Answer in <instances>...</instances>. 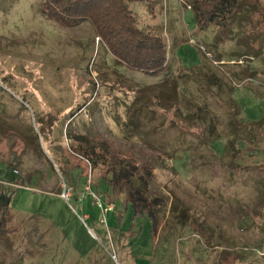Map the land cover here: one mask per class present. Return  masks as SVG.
I'll list each match as a JSON object with an SVG mask.
<instances>
[{
  "label": "rangeland",
  "instance_id": "rangeland-1",
  "mask_svg": "<svg viewBox=\"0 0 264 264\" xmlns=\"http://www.w3.org/2000/svg\"><path fill=\"white\" fill-rule=\"evenodd\" d=\"M42 1L0 0V264H264L263 154L238 158L241 144L223 152L226 138L208 136V122L221 129L227 119L217 77L244 122L263 113L257 17L207 52L184 0H161L153 17L133 4L169 44L165 72L146 75L115 61L87 21L47 18ZM82 105L70 131L153 168L147 195L161 197L166 212L154 241L130 211L119 224L121 208L90 190L89 176L63 180L46 128L62 141L66 118ZM130 116L138 123L125 125ZM99 195L113 207L104 216Z\"/></svg>",
  "mask_w": 264,
  "mask_h": 264
},
{
  "label": "trees",
  "instance_id": "trees-1",
  "mask_svg": "<svg viewBox=\"0 0 264 264\" xmlns=\"http://www.w3.org/2000/svg\"><path fill=\"white\" fill-rule=\"evenodd\" d=\"M184 3L193 12L196 31L207 34L208 40L205 44L210 50L207 52L213 51L219 43L231 38L234 33L242 31L241 24L248 27L250 15H255L264 28V0H184ZM41 4L46 17L62 26H73L87 21L114 60L128 70L159 75L167 69L169 44L163 27L142 25L140 11L131 8L135 4L153 17L155 4L160 8L161 0H43ZM244 52L242 49L237 54L243 56ZM253 53L256 54L254 51ZM179 77L181 79V74ZM166 78L168 76L164 75V79ZM213 79L207 77L208 83L212 84ZM216 80L218 77L213 81L217 83L218 90L226 93L227 119L221 129H216L215 123L208 122V136L212 141L222 136L226 138L223 152L234 148L237 143L241 144L244 149H236L235 156L238 158H243L245 154L253 157L260 153L264 157V110L259 119L244 122L238 116L240 106L229 96L231 89L228 90L226 84H221L219 80L222 86L220 89ZM262 98L264 103V97ZM83 106H78L66 118L65 138L62 141L52 142V124H48L46 128L50 146L60 162L63 180L68 182L67 185L73 186L71 173H74L77 182L84 181L89 176L92 190L102 193L108 197V201L121 208L119 213L114 211L118 223L130 211L132 218L148 223L150 236L154 241L157 229L163 225L166 212L163 214L160 209L165 204L161 197L147 195L153 168L145 161H137L128 151L114 149L101 137L70 131L71 118ZM135 113L137 114V110ZM130 117V120L124 121L125 125L138 123V117ZM257 183L260 191H263L262 183ZM170 213L168 211L167 215ZM174 214L171 213V216ZM222 252L226 254V251ZM219 264L224 263L220 260Z\"/></svg>",
  "mask_w": 264,
  "mask_h": 264
},
{
  "label": "built area",
  "instance_id": "built-area-1",
  "mask_svg": "<svg viewBox=\"0 0 264 264\" xmlns=\"http://www.w3.org/2000/svg\"><path fill=\"white\" fill-rule=\"evenodd\" d=\"M181 1V0H180ZM187 8H189V6L187 5ZM87 186L89 187V185H88V182H90V177H88L87 179ZM90 190H92V189H90ZM93 194V191L91 192V196H94V194ZM95 197V196H94ZM93 198V197H92ZM101 197H100V195L96 198V201H95V199H93L94 200V202H95V204L100 208V210H101V213L103 214V216H104V214H106V213H108V212H111L112 210H113V207H112V205L110 204V205H107V204H105L103 201H102V199H100Z\"/></svg>",
  "mask_w": 264,
  "mask_h": 264
}]
</instances>
